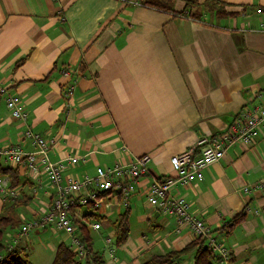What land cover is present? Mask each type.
<instances>
[{
  "label": "crops",
  "instance_id": "1",
  "mask_svg": "<svg viewBox=\"0 0 264 264\" xmlns=\"http://www.w3.org/2000/svg\"><path fill=\"white\" fill-rule=\"evenodd\" d=\"M143 1L0 0V147L33 149L22 137L26 127L52 137L49 159L78 157L63 171L76 180L95 175L98 166L151 157L126 203L103 192L97 205L75 210L78 219L100 222V229L81 226L80 233L93 246L103 243L94 249L104 264H143L193 241L187 228L176 232L174 216L148 203L146 188L173 174L172 155L199 154L202 136L264 104V0H215L208 7L207 0H191L190 10L185 0H168L169 9ZM6 94L21 97L25 121L10 115ZM16 170L12 187L10 174L1 175L17 198L30 199L17 209L25 222L47 207L53 190L25 176V167ZM255 183L262 187L244 191ZM176 192L217 232L233 264H264V131L252 144L229 147L201 180L177 185ZM126 210L129 233L115 245L113 225ZM239 212L243 220L222 229ZM37 229L20 235L27 251ZM57 235L60 242L47 243L54 251L70 243L65 233ZM189 256L174 264H192Z\"/></svg>",
  "mask_w": 264,
  "mask_h": 264
},
{
  "label": "built area",
  "instance_id": "2",
  "mask_svg": "<svg viewBox=\"0 0 264 264\" xmlns=\"http://www.w3.org/2000/svg\"><path fill=\"white\" fill-rule=\"evenodd\" d=\"M264 27V23H261ZM73 85L67 86L72 93ZM3 91V89H0ZM5 104L14 119L25 121L27 112L21 103V97L15 94L5 95ZM264 131V104L254 110L240 111L227 128L210 136H202L197 145L200 152L194 155L190 150L181 151L170 157L172 175L153 180L146 188L148 203L164 215L176 218V232L187 228L196 238L205 240L207 247L216 255L218 264H233L229 249L217 236V232L209 227L203 219L188 211V203L176 192L177 185H187L201 180L204 169L223 157L226 150L235 144H252ZM23 139H28L33 149L24 151L19 145L0 147V166L17 169L26 168L25 176L35 178L38 186L44 185L53 190L47 207L38 216L22 224L21 234H28L34 228L52 227L65 233L70 238L68 247L79 259L86 255L81 226L98 230L99 221H89L85 217H76L75 210L87 207L90 203L97 205L101 200L100 193L108 192L113 197L120 196L126 203L134 191V184L145 175L150 162V155L142 154L127 161H115L110 166H98L95 175L84 174L80 180L65 178L63 171L67 166H74L78 157L69 155L65 162H53L48 153L52 149L54 139L47 135L33 132L26 127ZM2 163V164H1ZM261 183L245 187L244 191L258 190ZM15 195L7 180L0 174V192ZM36 192V189H34ZM77 219V220H75ZM110 236L105 238L106 244L111 243Z\"/></svg>",
  "mask_w": 264,
  "mask_h": 264
},
{
  "label": "trees",
  "instance_id": "3",
  "mask_svg": "<svg viewBox=\"0 0 264 264\" xmlns=\"http://www.w3.org/2000/svg\"><path fill=\"white\" fill-rule=\"evenodd\" d=\"M171 1V0H169ZM187 2V9L190 10L193 7V1L185 0ZM210 2H216L215 0H207L202 4L204 7H208ZM143 3L154 6L157 8L169 9L168 0H144ZM171 9V8H170ZM222 9L219 8L217 12L222 13ZM199 13L200 10H196L191 15L195 16V13ZM177 14H184V10ZM200 14V13H199ZM17 170L11 167H1L0 174H10L11 184L10 187L17 184L18 176ZM6 195H11L10 193ZM8 197H3L4 202L0 210V264H33L29 259V253L27 249L20 245L18 235L21 233V220L17 213V209L26 204L30 199L24 197L20 198H8L10 204L6 205L5 201ZM128 211L126 210L114 222V244L120 245L123 243L129 233L128 226ZM244 218V213L239 212L234 215L226 225L222 227L226 232L239 223ZM20 225L19 231L14 235L9 232V229H17ZM82 229V227H81ZM83 242L85 244L86 255L84 259H79L65 243H60L55 251L51 264H104V259L97 250L93 248L92 239L86 232L83 235ZM188 255L192 256V264H218L216 255L207 247L205 240L201 238H195L193 241L185 245L182 249L169 251L163 255L152 256L143 264H174L178 263Z\"/></svg>",
  "mask_w": 264,
  "mask_h": 264
},
{
  "label": "rangeland",
  "instance_id": "4",
  "mask_svg": "<svg viewBox=\"0 0 264 264\" xmlns=\"http://www.w3.org/2000/svg\"><path fill=\"white\" fill-rule=\"evenodd\" d=\"M6 194H8V193H6L5 191L0 192V200L2 201V204L4 202V199L1 197H3V196L8 197V198L18 197V191H17L16 195H6ZM8 198L5 201L6 205L10 204V199H8ZM83 210H85V209H83ZM89 211H91V210L89 209ZM20 220H21V222H23L22 219H20ZM89 221L91 222L92 218ZM26 222L27 221H25L23 223H26ZM19 228H20V225L17 229H9V232L14 235L15 233H17L19 231ZM35 229L36 228L32 229L29 233L34 232ZM42 229L43 228L37 229V230H39L38 238H40V239L38 240V238L34 236L33 237L34 241L28 244L29 258H30L31 262L34 264H51L53 256H54V250H52L49 247V245L47 244L48 239H51L55 242H60L61 237L57 235L58 231L54 230L52 227L48 226L45 228L46 230H44V231ZM95 233L96 232H93V234H95ZM94 242H95V245L93 246V248H96L99 245L103 246V243L101 242L102 243L101 244L100 241H98L97 239ZM65 244L70 245V243H68V241L65 242ZM46 249H49V250H46ZM100 250H101V248H100ZM188 256H186L185 258L187 259L190 257V256L189 257Z\"/></svg>",
  "mask_w": 264,
  "mask_h": 264
}]
</instances>
